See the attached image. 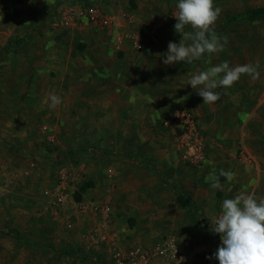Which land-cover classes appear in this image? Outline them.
<instances>
[{
	"label": "rangeland",
	"instance_id": "1",
	"mask_svg": "<svg viewBox=\"0 0 264 264\" xmlns=\"http://www.w3.org/2000/svg\"><path fill=\"white\" fill-rule=\"evenodd\" d=\"M29 2L16 0L22 29L9 32L22 46L15 56L0 30V264L104 263L115 246L99 255L85 244L94 247L99 237L122 249L172 237L181 264H219L222 241L210 221L222 201L240 192L264 198V18L252 16L264 0H214L223 10L214 26L227 37L223 50L169 66L157 54L182 38L174 30L179 0H88L111 18L124 45L135 38L143 46L131 51L137 69L126 84L101 77L110 62L103 70L93 58L85 71L87 57L77 52L31 56L38 34L75 30L52 26L56 0L45 10ZM225 61L259 65V78L244 74L216 89L217 102L203 104L189 80ZM182 116L203 143L198 165L181 148ZM213 176L222 190L211 187Z\"/></svg>",
	"mask_w": 264,
	"mask_h": 264
},
{
	"label": "clouds",
	"instance_id": "2",
	"mask_svg": "<svg viewBox=\"0 0 264 264\" xmlns=\"http://www.w3.org/2000/svg\"><path fill=\"white\" fill-rule=\"evenodd\" d=\"M175 32L182 38L179 43L169 42L166 53L157 54L166 66L177 62L191 64L205 54L223 50L227 37L215 34L214 26L222 13L214 0H179ZM259 65L245 64L230 67L227 61L202 71L189 80V85L203 99V104H213L221 97L218 88H231L241 76L252 80L259 78ZM223 74V75H221ZM58 103L57 97H52ZM232 173L221 172L230 178ZM213 189L222 190L219 176H213ZM221 212L211 222L210 231L220 235L222 244L214 253L219 264H264V198L240 192L234 198L224 199ZM212 257H209L211 259Z\"/></svg>",
	"mask_w": 264,
	"mask_h": 264
},
{
	"label": "crops",
	"instance_id": "3",
	"mask_svg": "<svg viewBox=\"0 0 264 264\" xmlns=\"http://www.w3.org/2000/svg\"><path fill=\"white\" fill-rule=\"evenodd\" d=\"M27 1H30L29 3L33 6V8L36 7L43 10H45V8L50 5V0ZM59 1L60 0H56L55 4H52L53 7L57 4V2L59 3ZM15 5L16 0H0V30L3 32L4 35L3 47L7 46L9 53L13 51L14 56L16 55L15 53L17 51V48L22 46V41L21 39L17 38V34L14 33V37H12L14 31L9 32V30H16L17 28H19L21 24V11L18 10V12L16 13L17 8ZM54 13L56 12L52 11V14ZM16 14H18L19 16L16 17ZM26 25H29V22H27L25 26ZM89 25H91V27ZM39 27L43 29L44 26L41 25ZM94 28H96V26L88 23L87 21H82L80 26L72 33V35L68 32L69 34L66 35L57 34L44 38L42 35L40 36V34H38L37 37H35L36 43L33 48H31L30 54L36 59L37 57L42 55H45L47 59H49L51 55L53 59H55V57L56 59H64L65 57L76 55L77 52L82 57H87V61L84 62L85 71L88 70L87 67L90 68L91 59L97 58L99 59L101 69L103 70L106 66V62H110V67L107 68L109 71L107 72V70H104L100 74L101 77L109 75L110 78L114 79L115 84H118V76L124 77L125 84L128 83L130 73L133 72L134 69H137V65L133 63L136 58L131 53L132 48L130 44H123L121 51H119L117 49V43H115V38H111L107 31H102L99 27H97L96 29H99L101 33H97L95 35L92 30ZM38 36L40 37L38 38ZM76 46L80 47V49H77ZM119 53H122L124 55L122 59L118 58ZM5 55L3 54L2 56L5 58ZM118 63H120V67H122V69L120 70L117 69ZM140 69H142V67H140L139 70ZM97 241L100 242L97 243ZM92 242L93 241L85 242L86 247L89 246L88 248L91 250L92 254L103 255L104 253L102 252L113 247V244H111L107 239L104 240L101 237H99L98 240L94 241V247L91 244ZM105 258L106 259L103 261L104 263L99 264H109L110 256ZM180 262H182V260L177 261L175 263L167 262L163 264H181Z\"/></svg>",
	"mask_w": 264,
	"mask_h": 264
},
{
	"label": "built area",
	"instance_id": "4",
	"mask_svg": "<svg viewBox=\"0 0 264 264\" xmlns=\"http://www.w3.org/2000/svg\"><path fill=\"white\" fill-rule=\"evenodd\" d=\"M27 1V0H24ZM88 0H60L59 6L56 10L58 20H55L53 27H62L67 30H76L82 21L99 27L101 30L108 32L109 36H114L117 49L120 50L123 46L124 37L117 33V27L111 18H102L99 10L94 5H88ZM56 18V19H57ZM130 46L134 52L143 50V46L139 40L132 38ZM181 122L188 125V130L183 131L179 136L181 141V148L185 150L186 160L193 165L202 163L205 159L203 143L199 138L195 126L189 121ZM182 124V125H183ZM59 202L62 203L63 199L60 198ZM111 209H105L102 214L105 217L110 216ZM99 217V213H94ZM100 241H97L99 243ZM113 250L110 256L109 264H163L167 262H177L183 260V252L179 247L176 239L167 237L157 242L152 247H144L143 245H134L127 249H122L113 241Z\"/></svg>",
	"mask_w": 264,
	"mask_h": 264
},
{
	"label": "trees",
	"instance_id": "5",
	"mask_svg": "<svg viewBox=\"0 0 264 264\" xmlns=\"http://www.w3.org/2000/svg\"><path fill=\"white\" fill-rule=\"evenodd\" d=\"M252 16L259 17V18H264V9H260V10L254 11L252 13ZM196 213H197V211L195 210L194 214H196Z\"/></svg>",
	"mask_w": 264,
	"mask_h": 264
}]
</instances>
